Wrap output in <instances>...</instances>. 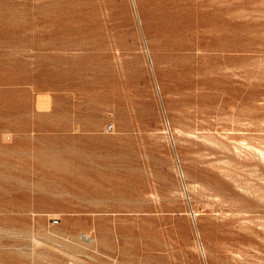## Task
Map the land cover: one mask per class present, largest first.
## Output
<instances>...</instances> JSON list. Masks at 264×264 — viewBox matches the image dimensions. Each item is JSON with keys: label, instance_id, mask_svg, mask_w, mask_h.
Returning a JSON list of instances; mask_svg holds the SVG:
<instances>
[{"label": "rangeland", "instance_id": "1", "mask_svg": "<svg viewBox=\"0 0 264 264\" xmlns=\"http://www.w3.org/2000/svg\"><path fill=\"white\" fill-rule=\"evenodd\" d=\"M0 264H264V0H0Z\"/></svg>", "mask_w": 264, "mask_h": 264}, {"label": "built area", "instance_id": "2", "mask_svg": "<svg viewBox=\"0 0 264 264\" xmlns=\"http://www.w3.org/2000/svg\"><path fill=\"white\" fill-rule=\"evenodd\" d=\"M113 126H109V129H112Z\"/></svg>", "mask_w": 264, "mask_h": 264}, {"label": "bare ground", "instance_id": "3", "mask_svg": "<svg viewBox=\"0 0 264 264\" xmlns=\"http://www.w3.org/2000/svg\"><path fill=\"white\" fill-rule=\"evenodd\" d=\"M200 234V233H199ZM198 235V234H197Z\"/></svg>", "mask_w": 264, "mask_h": 264}]
</instances>
